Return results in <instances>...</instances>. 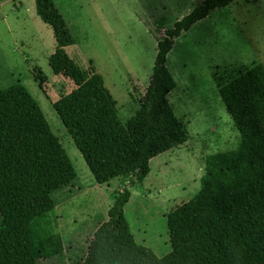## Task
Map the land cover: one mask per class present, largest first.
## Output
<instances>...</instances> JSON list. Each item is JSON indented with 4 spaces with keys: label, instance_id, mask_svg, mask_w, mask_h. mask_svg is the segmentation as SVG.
Listing matches in <instances>:
<instances>
[{
    "label": "trees",
    "instance_id": "16d2710c",
    "mask_svg": "<svg viewBox=\"0 0 264 264\" xmlns=\"http://www.w3.org/2000/svg\"><path fill=\"white\" fill-rule=\"evenodd\" d=\"M34 2L58 44L51 71L74 86L53 109L95 183L123 177L130 188L141 185L152 159L188 139L168 101L176 84L165 64L174 40L232 0H205L165 31L143 99L125 122L101 75L91 67L88 76L66 54L71 36L53 0ZM218 95L240 141L233 150L206 157L199 190L166 214L171 253L159 258L135 241L124 216L131 193L123 188L80 264H264V67L251 65L219 86ZM75 178L28 91L19 84L0 91V264L62 258L63 241L51 231L52 195Z\"/></svg>",
    "mask_w": 264,
    "mask_h": 264
},
{
    "label": "rangeland",
    "instance_id": "374dc122",
    "mask_svg": "<svg viewBox=\"0 0 264 264\" xmlns=\"http://www.w3.org/2000/svg\"><path fill=\"white\" fill-rule=\"evenodd\" d=\"M203 1L53 0L71 36L66 54L88 76L91 67L101 75L121 122L139 108L157 42ZM57 46L34 0H0V91L17 84L28 91L76 173L72 183L52 195L51 231L63 241V256L40 264H80L123 188L131 193L124 216L135 241L159 258L167 256L166 214L199 190L206 157L233 150L240 141L218 88L253 64L264 67V0H232L174 40L165 64L176 84L168 101L188 139L152 159L149 174L135 188L123 177L96 184L56 115L53 104L74 89L70 80L51 71L49 59Z\"/></svg>",
    "mask_w": 264,
    "mask_h": 264
}]
</instances>
